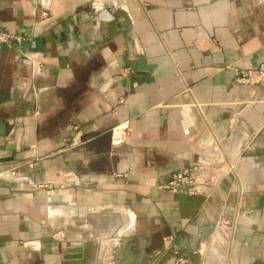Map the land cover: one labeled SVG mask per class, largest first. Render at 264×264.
<instances>
[{
  "label": "crops",
  "instance_id": "1",
  "mask_svg": "<svg viewBox=\"0 0 264 264\" xmlns=\"http://www.w3.org/2000/svg\"><path fill=\"white\" fill-rule=\"evenodd\" d=\"M39 9L0 0L17 38L0 47V264H70L79 242L121 264L125 239L134 264H264V81L236 79L264 60V0ZM196 163L204 192L164 187Z\"/></svg>",
  "mask_w": 264,
  "mask_h": 264
},
{
  "label": "built area",
  "instance_id": "2",
  "mask_svg": "<svg viewBox=\"0 0 264 264\" xmlns=\"http://www.w3.org/2000/svg\"><path fill=\"white\" fill-rule=\"evenodd\" d=\"M50 7V0H40V15L45 16ZM17 39L13 34L0 29V44L12 47L13 40ZM41 67L39 62L35 63ZM127 71V70H125ZM239 83H260L264 81V60L257 67L246 69L237 73ZM129 130V121L124 120L119 125L110 129L112 145H117L122 137H125ZM204 164H193L181 170L173 171L164 187L170 190H182L189 195H196L205 191L208 186L209 175L204 172ZM202 176V177H201Z\"/></svg>",
  "mask_w": 264,
  "mask_h": 264
},
{
  "label": "water",
  "instance_id": "3",
  "mask_svg": "<svg viewBox=\"0 0 264 264\" xmlns=\"http://www.w3.org/2000/svg\"><path fill=\"white\" fill-rule=\"evenodd\" d=\"M0 47L2 49H7V50L9 49V47L7 45H5V44H0ZM262 130H264V126H263ZM118 236H121V234H119ZM86 244H88V242H86V243L85 242L76 243V245H74L75 246L74 253L70 254L69 256H66L65 259H67V260L72 259V258H84V259H86L88 257H91L92 258V262L91 263L93 264L94 261H95V247H94V243H91L92 249H91V247L89 248L90 252L86 251V249H85V245ZM128 244H129V246H135V245L138 246V243L134 242L132 239L131 240L128 239ZM134 261L136 262L137 260H134Z\"/></svg>",
  "mask_w": 264,
  "mask_h": 264
},
{
  "label": "bare ground",
  "instance_id": "4",
  "mask_svg": "<svg viewBox=\"0 0 264 264\" xmlns=\"http://www.w3.org/2000/svg\"><path fill=\"white\" fill-rule=\"evenodd\" d=\"M122 229V228H121ZM131 230L134 232L135 231V228L134 226H132ZM130 231V230H129ZM89 244V243H88ZM140 244H144L143 241L140 242ZM91 245V244H90ZM122 246L118 251L121 253L124 251V258H122V260H120L119 262L121 264H134V260H138L140 258V254L139 255H134L130 250H129V244H128V240L125 239L123 242H122ZM85 249L86 251L88 252L89 249L87 247V244L85 245ZM70 260H73L71 261V264H75L74 260H81L80 262H76L77 264H90L92 262V258L91 257H88L86 259L84 258H72Z\"/></svg>",
  "mask_w": 264,
  "mask_h": 264
},
{
  "label": "rangeland",
  "instance_id": "5",
  "mask_svg": "<svg viewBox=\"0 0 264 264\" xmlns=\"http://www.w3.org/2000/svg\"><path fill=\"white\" fill-rule=\"evenodd\" d=\"M114 213V212H113ZM115 214V213H114ZM113 217L115 218V221L113 220V222L111 223V227H110V231H111V236H114V237H111V238H116V237H120L118 236L119 234H121V236L123 234L125 235H128L129 233V223H130V217H128L127 215L125 216V218H122L124 219V222H122L121 218H117V215H113ZM129 224V225H128ZM133 223H131L132 225ZM122 228V229H121ZM219 232V231H218ZM110 238V239H111ZM127 238V237H126ZM109 253V252H108ZM112 253V252H110ZM109 253V255H110ZM97 256V253L95 254V257ZM64 258V256H63ZM65 261L67 259H64ZM96 260V259H95ZM108 261V260H107ZM95 264V263H94Z\"/></svg>",
  "mask_w": 264,
  "mask_h": 264
}]
</instances>
